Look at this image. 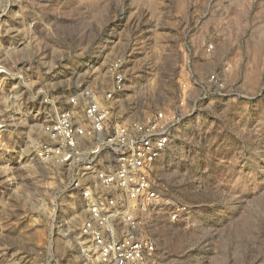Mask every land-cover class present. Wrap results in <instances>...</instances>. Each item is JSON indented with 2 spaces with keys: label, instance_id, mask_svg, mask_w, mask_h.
I'll return each mask as SVG.
<instances>
[{
  "label": "rangeland",
  "instance_id": "obj_1",
  "mask_svg": "<svg viewBox=\"0 0 264 264\" xmlns=\"http://www.w3.org/2000/svg\"><path fill=\"white\" fill-rule=\"evenodd\" d=\"M116 59L126 117L183 115L155 180L188 213L146 221L148 264H264V0H0V264H94L73 199L32 157L52 117L36 91L108 88Z\"/></svg>",
  "mask_w": 264,
  "mask_h": 264
},
{
  "label": "built area",
  "instance_id": "obj_2",
  "mask_svg": "<svg viewBox=\"0 0 264 264\" xmlns=\"http://www.w3.org/2000/svg\"><path fill=\"white\" fill-rule=\"evenodd\" d=\"M109 71L110 87L79 89L65 100L36 91L52 117L38 130L32 157L58 174L59 188L73 199L82 256L94 264H148L160 252L146 221L165 216L178 222L188 213L186 205L160 193L155 180L183 115L158 109L126 117L119 105L126 86L121 60L112 61ZM208 81L223 86L215 74ZM6 128L0 111V136Z\"/></svg>",
  "mask_w": 264,
  "mask_h": 264
}]
</instances>
